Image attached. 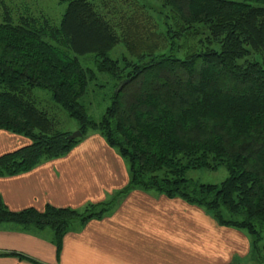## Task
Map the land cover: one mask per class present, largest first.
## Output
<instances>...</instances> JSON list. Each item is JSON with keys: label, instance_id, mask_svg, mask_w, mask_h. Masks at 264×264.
<instances>
[{"label": "trees", "instance_id": "obj_1", "mask_svg": "<svg viewBox=\"0 0 264 264\" xmlns=\"http://www.w3.org/2000/svg\"><path fill=\"white\" fill-rule=\"evenodd\" d=\"M60 1L67 7L59 22L14 17L7 7L0 20V130L30 140L0 155V176L63 157L98 132L127 161L129 182L82 208L12 211L0 199V223L49 227L60 248L73 223L101 218L141 189L245 231L251 258L264 264V0H159L155 10L124 0L132 10L117 22L103 2ZM101 93L110 104L95 120L88 105ZM54 106L81 136L59 128ZM222 167L220 183L188 176Z\"/></svg>", "mask_w": 264, "mask_h": 264}, {"label": "crops", "instance_id": "obj_2", "mask_svg": "<svg viewBox=\"0 0 264 264\" xmlns=\"http://www.w3.org/2000/svg\"><path fill=\"white\" fill-rule=\"evenodd\" d=\"M30 140L0 130V155ZM127 161L98 132L63 157L0 176L12 211L47 205L82 208L111 198L129 182ZM0 264H258L251 240L180 197L135 189L101 218L71 225L58 248L54 231L0 223Z\"/></svg>", "mask_w": 264, "mask_h": 264}, {"label": "rangeland", "instance_id": "obj_3", "mask_svg": "<svg viewBox=\"0 0 264 264\" xmlns=\"http://www.w3.org/2000/svg\"><path fill=\"white\" fill-rule=\"evenodd\" d=\"M97 2H103L101 5V9L104 12L109 14V18L112 19L113 22L120 21V18L123 13L131 12L132 6L126 4L124 0H96ZM140 3L143 1L149 2L153 9L159 6V0H138ZM107 6H103V4ZM148 3V5H149ZM8 8L11 14L14 17H18L20 14L25 12H29L34 15L38 16H46L52 20V22H59L64 11L66 10L67 3L61 2L60 0H0V20L2 15L4 14L5 8ZM120 11V13H111L110 11ZM155 10V9H154ZM120 32V31H119ZM125 47L121 45L114 56L120 52H125ZM102 77V76H101ZM110 87V86H109ZM108 87V88H109ZM36 92L43 96L42 100L45 99L46 101L50 102V106H52V102L50 100L49 94L46 91L41 89H36ZM108 94V92H107ZM110 104V96L101 93L97 95L96 98L92 100V102L88 105V113L91 117L95 120H99L108 105ZM54 110L56 111L57 122L59 128L64 131H77V127L79 126L78 122L69 116V114L56 106H54ZM53 114L52 111H50ZM188 176L192 179L197 180L203 183H220L223 181L227 176V170L225 168H220L218 170L212 171L208 169H197L191 170L188 172ZM110 199V198H108ZM262 254L264 255V242L262 243Z\"/></svg>", "mask_w": 264, "mask_h": 264}, {"label": "water", "instance_id": "obj_4", "mask_svg": "<svg viewBox=\"0 0 264 264\" xmlns=\"http://www.w3.org/2000/svg\"><path fill=\"white\" fill-rule=\"evenodd\" d=\"M81 135H82L81 131L77 130V131L73 132V133L70 135V137H71V138H76V137H79V136H81Z\"/></svg>", "mask_w": 264, "mask_h": 264}]
</instances>
